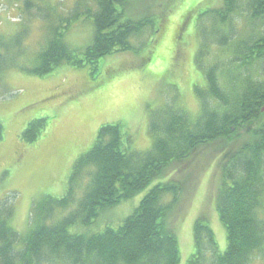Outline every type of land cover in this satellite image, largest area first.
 <instances>
[{
    "label": "trees",
    "instance_id": "trees-1",
    "mask_svg": "<svg viewBox=\"0 0 264 264\" xmlns=\"http://www.w3.org/2000/svg\"><path fill=\"white\" fill-rule=\"evenodd\" d=\"M94 1L95 10L88 8L86 14L75 16H79L76 20L92 19V42L75 49L65 39L73 22L66 21L62 30L54 26L36 64L27 72L43 76L63 64L94 72L102 58L135 49L130 41L134 34L146 27L157 31L156 15L132 12L131 0ZM238 1L225 0L221 9L211 11L219 27L229 25V14L239 8ZM27 5H33L31 0ZM250 9L251 19L263 22V31L235 43L234 38L225 37L230 30L218 29L222 44L230 42L236 67L227 71L217 64L204 66L206 86L194 88L200 101L198 116L192 117L172 104L159 113L152 112L151 128L157 136L152 148L142 153L129 148L120 123L103 125L92 148L75 162L66 195L34 201L26 233L11 225L13 201L0 200V264H179L173 218L186 181L176 178L181 169L175 163L182 165L196 150L210 151L215 146L222 147L216 209L226 229L227 247L224 252L219 250L214 230L200 218L194 225L195 252L186 264H253L255 259L264 260V0H251ZM160 14L163 19L166 12ZM208 41L206 37L201 40V59L208 53ZM258 64V72L249 71ZM218 71L227 74V81L222 82ZM33 121L24 133L31 142L37 141L48 125L45 118ZM3 131L0 122V141ZM234 141L237 146L227 149L225 144ZM83 174L86 189L72 209L78 187L75 183ZM145 189L138 206L119 225L108 222L97 232L73 230L93 227L102 212Z\"/></svg>",
    "mask_w": 264,
    "mask_h": 264
},
{
    "label": "rangeland",
    "instance_id": "rangeland-1",
    "mask_svg": "<svg viewBox=\"0 0 264 264\" xmlns=\"http://www.w3.org/2000/svg\"><path fill=\"white\" fill-rule=\"evenodd\" d=\"M27 1L0 0V122L4 130L0 141V200L13 201L11 225L20 233L31 227L34 201L66 195L75 162L92 148L103 125L120 123L129 148L142 153L152 148L157 136L151 128L152 112L159 113L172 104L192 117L198 116L200 101L194 88L206 86L204 66L217 64L227 71L236 67L230 42L226 46L219 40V28L230 30L225 37L234 38L235 43L263 31V22L251 19V0L238 1L239 8L229 14V27L224 28L210 15L212 10L221 9L225 0H131L132 12L156 15L155 33L146 27L134 34L130 41L135 49L102 58L94 72L63 64L41 76L27 69L36 64L52 28L62 30L66 21L73 22L65 39L75 49L87 46L94 36L93 21L86 17L76 20L79 16H75L86 14L88 8L95 10L97 5L94 0H31L33 5L28 6ZM162 12H166L163 19ZM204 37L209 40L208 53L201 59ZM259 69L258 64L249 71ZM217 74L222 82L227 81L226 73ZM41 118L48 122L41 136L35 142L26 140L29 122ZM225 146L235 148L237 143ZM214 148L196 150L186 163H175L181 169L176 178L186 181L173 218L179 264H186L195 252L194 225L200 218L214 230L219 250L224 252L227 247L226 229L216 209L222 147ZM86 183L85 174L75 183L78 187L72 209ZM145 193L146 189L102 212L93 227L73 230L97 232L108 222L119 225ZM253 264H264V260L255 259Z\"/></svg>",
    "mask_w": 264,
    "mask_h": 264
},
{
    "label": "flooded vegetation",
    "instance_id": "flooded-vegetation-1",
    "mask_svg": "<svg viewBox=\"0 0 264 264\" xmlns=\"http://www.w3.org/2000/svg\"><path fill=\"white\" fill-rule=\"evenodd\" d=\"M16 150H17V149H16ZM15 154H17V155H18V154H19V152H18V151H15Z\"/></svg>",
    "mask_w": 264,
    "mask_h": 264
},
{
    "label": "water",
    "instance_id": "water-1",
    "mask_svg": "<svg viewBox=\"0 0 264 264\" xmlns=\"http://www.w3.org/2000/svg\"><path fill=\"white\" fill-rule=\"evenodd\" d=\"M262 111H264V106L262 107V109H261Z\"/></svg>",
    "mask_w": 264,
    "mask_h": 264
},
{
    "label": "crops",
    "instance_id": "crops-1",
    "mask_svg": "<svg viewBox=\"0 0 264 264\" xmlns=\"http://www.w3.org/2000/svg\"><path fill=\"white\" fill-rule=\"evenodd\" d=\"M97 134H98V132H97ZM96 137H97V135H96Z\"/></svg>",
    "mask_w": 264,
    "mask_h": 264
}]
</instances>
